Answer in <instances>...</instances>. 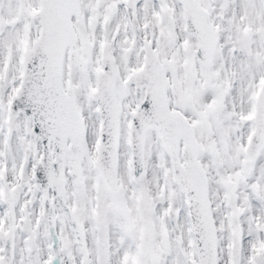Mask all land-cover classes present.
<instances>
[{
  "label": "snow or ice",
  "instance_id": "snow-or-ice-1",
  "mask_svg": "<svg viewBox=\"0 0 264 264\" xmlns=\"http://www.w3.org/2000/svg\"><path fill=\"white\" fill-rule=\"evenodd\" d=\"M0 264H264V0H0Z\"/></svg>",
  "mask_w": 264,
  "mask_h": 264
}]
</instances>
